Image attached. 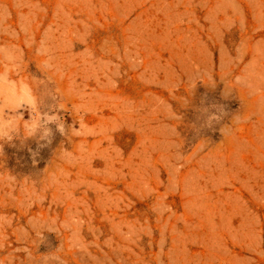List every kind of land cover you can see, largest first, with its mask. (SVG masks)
Instances as JSON below:
<instances>
[{
	"label": "rangeland",
	"instance_id": "rangeland-1",
	"mask_svg": "<svg viewBox=\"0 0 264 264\" xmlns=\"http://www.w3.org/2000/svg\"><path fill=\"white\" fill-rule=\"evenodd\" d=\"M0 264H264V0H0Z\"/></svg>",
	"mask_w": 264,
	"mask_h": 264
}]
</instances>
